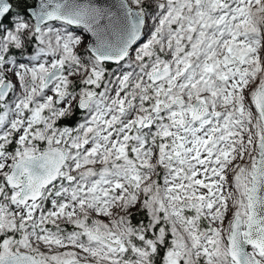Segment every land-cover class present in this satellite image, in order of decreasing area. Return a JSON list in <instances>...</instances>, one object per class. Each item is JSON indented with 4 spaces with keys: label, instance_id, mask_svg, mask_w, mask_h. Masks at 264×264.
Instances as JSON below:
<instances>
[{
    "label": "snow or ice",
    "instance_id": "1",
    "mask_svg": "<svg viewBox=\"0 0 264 264\" xmlns=\"http://www.w3.org/2000/svg\"><path fill=\"white\" fill-rule=\"evenodd\" d=\"M0 264H264V0H0Z\"/></svg>",
    "mask_w": 264,
    "mask_h": 264
},
{
    "label": "water",
    "instance_id": "2",
    "mask_svg": "<svg viewBox=\"0 0 264 264\" xmlns=\"http://www.w3.org/2000/svg\"><path fill=\"white\" fill-rule=\"evenodd\" d=\"M101 2H104V0H101ZM113 2V0H107V3H112Z\"/></svg>",
    "mask_w": 264,
    "mask_h": 264
},
{
    "label": "trees",
    "instance_id": "3",
    "mask_svg": "<svg viewBox=\"0 0 264 264\" xmlns=\"http://www.w3.org/2000/svg\"><path fill=\"white\" fill-rule=\"evenodd\" d=\"M69 230H71V227L69 226Z\"/></svg>",
    "mask_w": 264,
    "mask_h": 264
}]
</instances>
